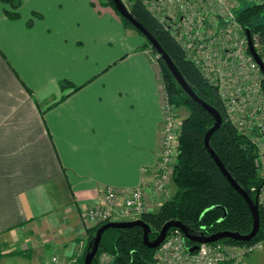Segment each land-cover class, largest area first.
Instances as JSON below:
<instances>
[{
	"label": "crops",
	"instance_id": "crops-1",
	"mask_svg": "<svg viewBox=\"0 0 264 264\" xmlns=\"http://www.w3.org/2000/svg\"><path fill=\"white\" fill-rule=\"evenodd\" d=\"M21 1L18 20L0 3V264H80L83 214L106 188L119 209L153 179L163 82L144 38L101 0Z\"/></svg>",
	"mask_w": 264,
	"mask_h": 264
},
{
	"label": "trees",
	"instance_id": "trees-1",
	"mask_svg": "<svg viewBox=\"0 0 264 264\" xmlns=\"http://www.w3.org/2000/svg\"><path fill=\"white\" fill-rule=\"evenodd\" d=\"M133 1L134 5L130 12L134 18L160 43L198 97L220 112L222 125L210 139L211 148L235 182L253 201H256L258 190L264 184V178L259 176L255 165V148L247 137L239 134L229 123L216 88L186 58L180 46L161 23L145 9L141 1ZM0 3L5 5V15L8 19H20L21 0H0ZM101 4L110 6L119 15L125 27L131 26L142 35L128 20L120 16L112 0H101ZM262 15H264V1L263 4L242 5L236 12L238 22L245 29L246 35L247 30L250 31L254 46L257 45L255 49L264 61V21L257 22V18ZM35 16L39 18V15ZM32 23V20L29 21L28 26ZM160 65L163 84L169 93L171 103L176 108H185L188 115L181 121L179 156L173 181L175 194L157 211L147 212L139 219L150 226L151 240L157 238L159 231L169 221H179L194 232L208 236L225 231L249 234L253 229L254 220L247 202L232 187L205 147V136L214 126V118L184 92L162 58ZM61 85L63 87L64 83L62 82ZM259 214L260 229L250 242H238L232 239H224L221 242L246 245L263 240L264 209L260 205ZM104 224L87 229L90 243ZM175 230V228L171 229L168 234ZM186 240L189 244H194ZM156 251L157 249H151L144 244L141 227L108 229L102 235L93 264H98L99 258L104 254L111 259L109 264H157ZM85 255L80 260V264H84Z\"/></svg>",
	"mask_w": 264,
	"mask_h": 264
},
{
	"label": "built area",
	"instance_id": "built-area-1",
	"mask_svg": "<svg viewBox=\"0 0 264 264\" xmlns=\"http://www.w3.org/2000/svg\"><path fill=\"white\" fill-rule=\"evenodd\" d=\"M157 1H162L169 12L166 31L182 48L187 59L216 88L229 123L249 139L263 159L264 74L250 53L245 29L236 18V12L243 4L252 5L257 0ZM161 99L162 138L152 181L126 191L119 209L120 193L112 187L106 188L100 204L83 214V220L93 227L116 220V215L123 219H139L148 212L147 191L159 200L168 196L173 183L171 175L179 156L181 125L163 83ZM262 189L264 184L258 190L259 204ZM194 245L189 244L183 233L176 229L159 246L155 260L157 264H247L253 252L264 248V242L233 245L218 241L199 244L195 252H190ZM110 261L104 254L98 264H109Z\"/></svg>",
	"mask_w": 264,
	"mask_h": 264
},
{
	"label": "water",
	"instance_id": "water-1",
	"mask_svg": "<svg viewBox=\"0 0 264 264\" xmlns=\"http://www.w3.org/2000/svg\"><path fill=\"white\" fill-rule=\"evenodd\" d=\"M117 12L120 14L122 18L128 20L142 35L149 41L154 50L160 55V57L167 64L170 69L172 75L175 77L181 88L184 92L195 102H197L200 106H202L209 114L214 118V126L207 132L205 136V147L208 152L211 154L212 158L216 162L219 169L225 175L229 183L232 187L244 198L247 202L251 214L253 216V229L249 234L242 235L236 232H220L214 235H205L204 233H198L191 230L188 226L184 225L179 221H169L167 222L162 229L159 231V234L156 239L151 240L150 235L152 234V230L148 224H146L141 219L129 220V221H114L104 224L97 231L96 237L90 243L85 259L84 264H93V260L96 258L99 245L102 239V235L108 229H130L133 227H141L143 229V241L144 244L151 249H158L159 246L164 242L168 233L171 229H177L183 233L186 239L194 243L195 245L190 249V252H195L198 249L199 244H211L216 243L218 241H222L224 239H232L238 242H250L257 234L260 229V214H259V195L257 194V200L253 201L249 195L235 182V180L231 177V175L227 172L224 165L213 151L210 145V139L212 135L221 127L222 125V116L220 112L206 103L204 100L198 97V95L193 91V89L188 85L170 56L165 52L160 43L155 39V37L139 22L134 16L131 14L129 9L126 7L122 0H112ZM247 37L249 43V50L252 56L255 58L258 63L262 73L264 74V61L260 58L257 53L254 43L252 41L250 31L247 30Z\"/></svg>",
	"mask_w": 264,
	"mask_h": 264
},
{
	"label": "rangeland",
	"instance_id": "rangeland-1",
	"mask_svg": "<svg viewBox=\"0 0 264 264\" xmlns=\"http://www.w3.org/2000/svg\"><path fill=\"white\" fill-rule=\"evenodd\" d=\"M106 1V0H105ZM124 2V4L126 5V7L129 9V11L132 9L133 5H134V1L133 0H122ZM142 5L145 7V9L154 17L156 18L165 28V25L167 26V21H168V9L165 7V5L163 4L162 1L158 2L157 0H140ZM263 1L264 0H260V1H256L255 4H260L262 3L263 4ZM243 5H246V4H243ZM253 5V4H252ZM110 7V6H108ZM111 8V7H110ZM264 21V15L260 16L257 18V22H263ZM127 29H130L131 31L133 32H136L138 33L134 28H132L131 26L129 27H126ZM166 30V28H165ZM168 32V31H167ZM169 33V32H168ZM139 34V33H138ZM141 35V34H139ZM169 35L172 37V35L169 33ZM143 38H144V41L145 42V48L146 50L152 55V58L154 59L155 63H156V66L158 67L159 69V72H160V76H161V65H160V61H161V57L160 55L154 50V48L152 47V45L149 43V41L143 36L141 35ZM173 38V37H172ZM174 39V38H173ZM181 48V47H180ZM182 50V48H181ZM183 51V50H182ZM187 58V57H186ZM193 63V62H192ZM194 64V63H193ZM194 66L196 67V65L194 64ZM197 68V67H196ZM198 69V68H197ZM199 70V69H198ZM161 78V81L163 82L162 80V76L160 77ZM173 105V104H172ZM174 106V105H173ZM174 111H175V114H176V117H177V121L179 123V125H181V121L183 120V118H185L187 115H188V111L183 108V107H180V108H176L174 106ZM248 139V138H247ZM249 141V139H248ZM250 142V141H249ZM252 145V143H251ZM253 146V145H252ZM254 147V146H253ZM255 148V147H254ZM256 151V150H255ZM255 165L258 169V174L261 178H264V172H263V159L258 155L257 151H256V158H255ZM176 166V165H175ZM174 172H175V169H174ZM174 172L173 174L171 175L172 176V179L174 181ZM175 188L174 186V183H172L171 185V189H170V192L168 194V196L165 198L164 197H160L162 198L161 201H164V200H169L170 197H171V194H172V189ZM156 198V197H154ZM157 200H159L158 198H156ZM147 204H148V201H146ZM165 202V201H164ZM263 209H264V189L261 190V197H260V204H259ZM140 218V217H139ZM130 220V219H128ZM132 220V219H131ZM115 221V220H114ZM112 221V222H114ZM109 223V222H108ZM97 227V226H95ZM258 242H264V239L261 240V241H257L255 243H258ZM264 249V248H263ZM262 249L260 250H257L255 252H253L251 255L254 254L253 258H256V257H259L260 254H262ZM261 251V252H260ZM264 252V251H263ZM83 257V256H82ZM81 257V259H82ZM54 257L51 259V261L49 263H45V264H60V261L57 259V261L54 262ZM80 259V260H81ZM73 260V259H72ZM70 261L72 262L73 264H75L74 261ZM264 264V263H263Z\"/></svg>",
	"mask_w": 264,
	"mask_h": 264
}]
</instances>
